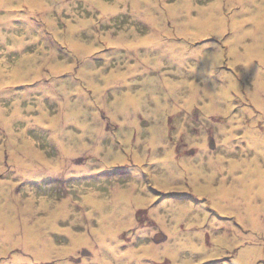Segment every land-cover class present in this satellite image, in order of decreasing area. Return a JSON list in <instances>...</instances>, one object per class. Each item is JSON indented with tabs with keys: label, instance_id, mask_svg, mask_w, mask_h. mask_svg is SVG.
I'll use <instances>...</instances> for the list:
<instances>
[{
	"label": "rangeland",
	"instance_id": "1",
	"mask_svg": "<svg viewBox=\"0 0 264 264\" xmlns=\"http://www.w3.org/2000/svg\"><path fill=\"white\" fill-rule=\"evenodd\" d=\"M104 262L264 264V0H0V264Z\"/></svg>",
	"mask_w": 264,
	"mask_h": 264
},
{
	"label": "bare ground",
	"instance_id": "2",
	"mask_svg": "<svg viewBox=\"0 0 264 264\" xmlns=\"http://www.w3.org/2000/svg\"><path fill=\"white\" fill-rule=\"evenodd\" d=\"M190 35H192V33L190 32L189 33ZM193 36V35H192ZM169 81V80H168ZM167 82V81H166ZM175 86V88L177 89V90H179V89H181V86H178L179 84H183V85H189V86H191V88H192V90H193V93L190 95V98L189 99H196V94H198V93H200V92H206V88L204 89H202L201 87H200V85H199V83H197V82H194V81H191L190 83H189V81L188 80H183V81H181L179 84H177V83H173ZM191 101H187V107H189V106H191ZM201 140V139H200ZM202 142L201 143H203V145L205 144V142L203 141V140H201ZM200 143V144H201ZM187 167V166H186ZM117 207L118 206H116L115 207V209H114V211H116V209H117ZM125 215H124V218H125V216L127 215V217L128 216H131V214H128L127 213V211H125V213H124ZM117 219V218H116ZM115 219V220H116ZM101 231H103V230H105V229H107V224H103L102 225V227H101ZM99 237V236H98ZM101 238V237H100ZM88 241H86V242H89V239H87ZM101 240V239H100ZM107 242H108V240H106V244L104 243V244H101V246H100V250H101V252L97 255V257L99 258L100 256H103V252L102 251H105V248H109V246L110 245H108L107 244ZM132 253L130 254V256L133 258L134 257V255H136V252L135 251H131ZM154 252H157V250H154ZM105 264H109L108 262H104Z\"/></svg>",
	"mask_w": 264,
	"mask_h": 264
},
{
	"label": "water",
	"instance_id": "3",
	"mask_svg": "<svg viewBox=\"0 0 264 264\" xmlns=\"http://www.w3.org/2000/svg\"><path fill=\"white\" fill-rule=\"evenodd\" d=\"M212 149L215 147V144L214 143H211V146H210Z\"/></svg>",
	"mask_w": 264,
	"mask_h": 264
},
{
	"label": "flooded vegetation",
	"instance_id": "4",
	"mask_svg": "<svg viewBox=\"0 0 264 264\" xmlns=\"http://www.w3.org/2000/svg\"><path fill=\"white\" fill-rule=\"evenodd\" d=\"M211 139H212V141H214V140H213L214 138H211ZM212 141H211V142H212Z\"/></svg>",
	"mask_w": 264,
	"mask_h": 264
}]
</instances>
